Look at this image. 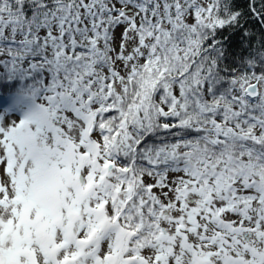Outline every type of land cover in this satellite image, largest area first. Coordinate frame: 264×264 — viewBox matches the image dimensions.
Returning <instances> with one entry per match:
<instances>
[{"label": "snow or ice", "instance_id": "1", "mask_svg": "<svg viewBox=\"0 0 264 264\" xmlns=\"http://www.w3.org/2000/svg\"><path fill=\"white\" fill-rule=\"evenodd\" d=\"M256 28L264 0H0V264H264Z\"/></svg>", "mask_w": 264, "mask_h": 264}, {"label": "trees", "instance_id": "2", "mask_svg": "<svg viewBox=\"0 0 264 264\" xmlns=\"http://www.w3.org/2000/svg\"><path fill=\"white\" fill-rule=\"evenodd\" d=\"M243 2V0H242ZM257 37H253V43L256 39H264V36L259 35V28H256ZM225 41V46L229 49V52L235 55L243 56L248 54V50L245 47L247 44L246 39L239 32L225 33L222 37ZM20 82H0V112L9 108L12 97L15 91L20 87Z\"/></svg>", "mask_w": 264, "mask_h": 264}]
</instances>
